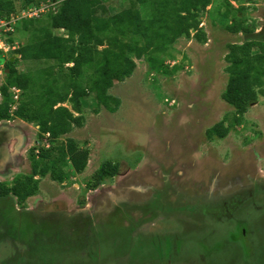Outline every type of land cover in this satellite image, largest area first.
<instances>
[{"label": "rangeland", "instance_id": "obj_1", "mask_svg": "<svg viewBox=\"0 0 264 264\" xmlns=\"http://www.w3.org/2000/svg\"><path fill=\"white\" fill-rule=\"evenodd\" d=\"M11 1L15 12L9 20L0 21V86L6 78L8 70L4 71V67L8 59L16 58L15 66L20 71L54 63L23 61L17 53L35 34L33 29H22L24 19L45 15L51 4ZM61 1H53L55 12ZM100 1L107 7L105 13L98 12L104 16L125 8L121 0ZM229 1L228 17L223 15L227 9L225 0H213L198 16L200 30L191 29L190 37L182 35L171 45L170 57L163 58L168 73L152 71L145 57L136 59L135 73L116 81L108 90L119 100L116 111H109L104 103L98 104L93 92L81 102L79 112L72 102L64 103L74 110L75 117H80L81 124L73 123L72 131L61 135L58 143L74 138L79 146L89 150L88 165L79 175L66 178V183L58 182L56 188L48 174H37L34 179H38V191L44 190L48 195L46 203L51 200L49 205L56 201L51 196L62 192L72 200L60 206L67 210L69 206L71 210L86 207L81 234H75L72 228V232L64 231L54 240L52 237L62 232L58 231V224L43 223L42 228L36 219L27 224L22 221L23 216L14 218L8 207L0 214V264H12L14 258H18V264H264V74L259 76L261 82L257 79L258 73L264 71V57L236 66L228 58L230 45L243 43L249 31H261L264 0ZM44 7L45 11L39 12ZM227 23H241L245 29L231 32ZM55 33L63 34L64 30ZM202 34L203 39L206 37L203 41L197 38ZM261 35L259 32L258 39L263 42ZM10 38L14 41H8ZM248 64L253 66L250 82L255 96L244 100L246 111L239 113L224 99V93L231 72L236 74ZM11 93L15 96L10 113L19 106L22 90L12 87ZM3 101L0 92V102ZM108 102L115 105L114 101ZM11 118L0 120V128L18 126L29 141L28 150L31 149L13 172L32 177L34 162L41 168L56 158L55 143L49 141L48 134L39 135L38 121ZM218 123L228 127L226 135L219 137L212 132V137H208V130ZM44 149L50 150L49 156L43 155ZM106 161L120 165L119 172L106 177L95 189L87 188ZM70 171L68 167L67 172ZM225 200L238 203L234 210L238 218L246 220V233L253 228L247 238L236 231L238 224L231 229L236 246L251 239L254 246L250 253L245 245L231 252L234 241H227L225 249L218 243L215 250L210 243H202L197 233L181 235L190 223L198 230L204 227L188 205H198L200 211L207 204ZM37 206L30 205L34 209ZM189 230L193 232L191 227ZM6 234L11 239H3ZM66 234L74 246H86L85 250L80 252L72 246L66 250ZM213 241L219 242L215 238ZM20 251L24 254L19 256ZM75 251L79 257L86 256V261L76 260ZM163 259L174 261L163 263Z\"/></svg>", "mask_w": 264, "mask_h": 264}, {"label": "trees", "instance_id": "obj_2", "mask_svg": "<svg viewBox=\"0 0 264 264\" xmlns=\"http://www.w3.org/2000/svg\"><path fill=\"white\" fill-rule=\"evenodd\" d=\"M24 1L27 5L50 0ZM121 1L125 8L113 15L104 16L98 13L107 11V7L100 0H62L57 12L51 9L43 16L24 19L22 22L23 30L33 29L35 34L33 33L30 42L17 50L20 59L54 63L20 71L15 66L16 58L13 61L6 60L4 71H8L5 72L6 78L0 86L4 98V101L0 102V120L8 121L14 116L28 122L38 121L39 135L49 133V141L55 143L53 149L57 150L58 154L41 168L34 162L33 176L22 175L12 188L0 184L1 196L13 193L21 202L37 193L38 179H34L37 174L46 176L50 173L54 181L61 183L66 178L70 179L75 172H83L88 164L89 150H84L82 145L79 146L78 142L69 136L64 142L61 141V145L57 144L61 135L72 131L73 123L81 124L80 117H75L74 110L64 103L72 102L73 108L79 112L82 108L81 102L93 92L98 104L104 103L109 111H116L119 100L108 93L109 88L114 86L116 81H123L133 75L137 68L136 59L142 57L146 58L152 71L168 73L169 68L163 58L170 57L171 45L182 35L190 37L191 29L200 30L198 16L213 2V0ZM225 5L227 9L223 11V15L228 17L230 1L225 0ZM14 12L15 7L11 0L0 2V18L8 20ZM61 29L64 30L63 34L55 33ZM227 29L237 33L245 27L241 23H227ZM246 34L247 39L244 38L243 43L230 45L228 58L234 66L255 57H264V41L258 39L259 33L254 30ZM202 36L204 34L198 35L197 38L200 37L199 39L203 41L206 37L203 39ZM8 41L14 40L10 38ZM254 49L258 50L253 53ZM252 68L253 66L248 64L236 74L234 71L231 72L224 93V99L236 107L239 113L246 111L245 102L255 96L254 85L250 82ZM262 74L264 71L258 73L259 82H261L259 76ZM12 87L20 88L22 97L19 106L11 114ZM109 100L114 101L115 105H109ZM212 132L224 137L228 127L218 123L208 130V137H212ZM49 152V149L47 152L46 149L42 150L43 155L49 156ZM68 167L71 168L70 172H67ZM119 170L120 165L110 161L104 162L87 188L95 189L106 177L117 174ZM233 203L230 200L217 201L203 206L200 211L197 210L198 205H188L189 209L194 208L191 214L198 216L204 227L198 230L197 227V229L192 227L194 223L192 225L190 223L184 226L187 229L181 235L184 237L197 233L202 238L200 240L202 243L213 241L215 238L219 240L213 241L215 250L218 243L224 246L221 249H225L227 241H234L235 243H231L232 249L245 245L250 253L254 244L250 243L252 241L249 236L250 241H242V244L245 242L242 246L240 244L236 246L237 242L231 238L234 232L231 229H235L236 224H238L236 231L241 237L247 238V235L253 232L251 228L250 232L246 233L247 229L244 228L246 220L237 217L234 209L239 205ZM187 226L191 227L193 232ZM174 235L179 236L177 233ZM163 261L168 263L174 260Z\"/></svg>", "mask_w": 264, "mask_h": 264}, {"label": "crops", "instance_id": "obj_3", "mask_svg": "<svg viewBox=\"0 0 264 264\" xmlns=\"http://www.w3.org/2000/svg\"><path fill=\"white\" fill-rule=\"evenodd\" d=\"M1 133H2V135H1ZM0 135H1L2 140H3V142H2L3 145H2V147H0V184H4L6 187L12 188L13 185L15 184V181L18 178L22 177V175H17V173L13 172V171L16 170L18 168V166H21L20 163H22V161H24V156L26 155L25 153H27V151H30L31 149L28 150L29 149L28 148L29 141H27L26 136H24L23 131L18 126L12 125L11 129L10 128L9 129L0 128ZM28 140L32 141V139H28ZM2 143H0V145ZM90 157H91V155H90ZM16 158H17V160L14 161ZM88 162H89V160H88ZM258 170L260 172L263 171L260 167L258 168ZM48 175L50 176V180L54 182L53 183V187H54V185H56L58 183V181H54L52 179V176L50 173ZM74 175H79V173L75 172ZM66 180H68V179H66ZM66 180H64V182H61V183H66L65 182ZM8 183L9 184L11 183V185H8ZM54 188H56V186ZM40 191H37L36 194L27 197L24 201H21V202H19L18 197L15 194H14L15 197H12V193H10L9 195H3V196L0 195V214L5 213L9 207L8 211H9V213H11L13 215V217L15 216L14 218H16L17 216H20V217L23 216V218H22L23 222L27 223L31 220L36 219L38 222H40L42 224V228H43V223L50 224V225H51V223L58 224V231H62V232L56 233L54 235V237H52V239H54V240L57 239L56 235H59V234L62 235L61 233H65V232L68 233V231L72 232V228H74L73 232L75 234H77V233L81 234L79 232V231H81V228H82V226H80V224H81V220H83L85 218L84 217L85 212L83 209H85L86 207L81 206L79 209L76 208V209L71 210L70 206H69L68 210H67V209H65L66 208L65 206H60V203L64 204L65 201L66 202L68 201L67 202L68 204L71 202L70 201L71 198H69L66 193H62V192H59L56 195H52V194H50L51 192L50 193L48 192L50 195H52L51 197L53 199L56 198V201H53L52 202L53 204L49 205L51 200L48 203H46V201H48L46 199L48 195L46 194V192H44V190L43 191L40 190ZM49 191H52V190H49ZM41 194H43V195H41ZM36 198H38V200L35 203L34 201ZM16 199H17V202H16ZM32 203H34L38 206L34 209L33 207H30V205ZM12 208H13V210H12ZM10 209H11V211H10ZM54 217L59 218L60 222H57L56 221L57 218H54ZM11 227H13V224ZM66 227H69V228H66ZM5 228H6V226H5ZM7 236L10 237L9 234L8 235L6 234L5 237L3 236V239H5L6 241L9 239V238H7ZM69 236L66 234V237L69 241V245L66 248V250L70 251V249H71L70 246L79 249L80 252L85 250L83 248H86V246L81 248V249H80V247L78 248V247L74 246L73 241L70 239ZM39 237L41 238L40 240L43 239L42 235H40ZM46 238H49V237H46ZM10 239H11V237H10ZM22 239H24V238H22ZM52 239H51V241H52ZM210 239H211V237H210ZM11 242L12 243L14 242L13 244H15L17 241H11ZM80 243H78L77 245H79ZM207 243H210L213 246L214 242L211 240ZM96 249H97V246L94 247V250H96ZM237 249L238 248L230 249V250H231V252H233L234 250H237ZM18 250L19 249H16L15 252H18ZM22 250H23V248H22ZM63 251H65V250H63ZM20 252H22V253H19V256L24 254V251H20ZM75 254H76V257H75L76 260H78V261L80 260V262L86 261L85 260L86 256L84 259V257H79L76 251H75ZM88 255H90V253H88ZM93 255L95 256V254H93ZM232 255L230 256L231 259L233 257ZM17 259L18 258H14L15 261H13V263L12 262L11 263L12 264H18V262L16 261ZM95 264H101V262L95 263ZM154 264H157V263H154Z\"/></svg>", "mask_w": 264, "mask_h": 264}, {"label": "clouds", "instance_id": "obj_4", "mask_svg": "<svg viewBox=\"0 0 264 264\" xmlns=\"http://www.w3.org/2000/svg\"><path fill=\"white\" fill-rule=\"evenodd\" d=\"M48 3V5L49 4H51V5H49V10H48V12L51 10V9H53L54 8V5H52V3H53V1L52 0H50V1H48L47 2ZM42 4V3H41ZM47 5V6H48ZM43 12V11H45V7L42 9V10H40L39 12ZM47 12V13H48ZM13 14V13H12ZM39 16V15H38ZM38 16H36V17H38ZM3 20H7V19H4V18H0V21H3ZM9 20V19H8ZM0 24H3L2 22L0 23ZM257 32V31H256ZM259 33V32H258ZM16 87H14V89H15ZM16 89H20V88H16ZM13 96H15L14 94H13ZM45 133H43L42 135H44ZM48 134V136H49V133H47Z\"/></svg>", "mask_w": 264, "mask_h": 264}, {"label": "flooded vegetation", "instance_id": "obj_5", "mask_svg": "<svg viewBox=\"0 0 264 264\" xmlns=\"http://www.w3.org/2000/svg\"><path fill=\"white\" fill-rule=\"evenodd\" d=\"M52 1H54V0H52ZM262 25V24H261ZM257 32H262V37H264V26L262 27L261 26V31H257ZM260 190V189H259ZM255 193H257V192H255ZM248 194H250V193H248ZM251 195V194H250ZM214 203V202H213ZM216 203H217V201H216ZM29 263V262H28ZM169 263H170V261H169ZM172 263V262H171Z\"/></svg>", "mask_w": 264, "mask_h": 264}]
</instances>
